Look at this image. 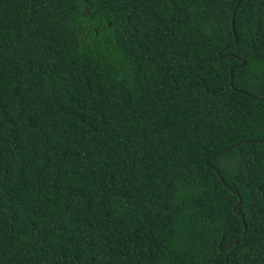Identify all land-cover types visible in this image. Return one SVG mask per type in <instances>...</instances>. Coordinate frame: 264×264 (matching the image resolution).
I'll return each instance as SVG.
<instances>
[{
    "label": "trees",
    "instance_id": "obj_1",
    "mask_svg": "<svg viewBox=\"0 0 264 264\" xmlns=\"http://www.w3.org/2000/svg\"><path fill=\"white\" fill-rule=\"evenodd\" d=\"M0 264H264V0H0Z\"/></svg>",
    "mask_w": 264,
    "mask_h": 264
},
{
    "label": "water",
    "instance_id": "obj_2",
    "mask_svg": "<svg viewBox=\"0 0 264 264\" xmlns=\"http://www.w3.org/2000/svg\"><path fill=\"white\" fill-rule=\"evenodd\" d=\"M237 4H238V2L236 3V6H237ZM232 28H233V25H232ZM234 36H235V34H234ZM218 55H219L220 57L222 56L220 51H219ZM242 63H243V61H242ZM230 69H231V68H230ZM222 151H223V150L217 151V152H215V154L220 153V152H222ZM234 193L238 195V193H237L236 191H234ZM240 200H241V197L238 195V199H237V201L233 204V211H234L236 214H239L240 217H241L242 222H244V216H243V214L241 213V211H239V210L237 209V206L240 204ZM245 228H246V227H245V224H244V225H243V229L238 230V231H239L240 233H242V232L245 231ZM223 236H224V232H222V234H221V240H220V242H219V244H218V248H219L220 250H223V249H225L226 247H228V245H230V243H229V244H225V245H223V244L221 243V241H222V239H223ZM233 243H234V246H233V248H234V247L238 244V240H237V239L233 240Z\"/></svg>",
    "mask_w": 264,
    "mask_h": 264
}]
</instances>
